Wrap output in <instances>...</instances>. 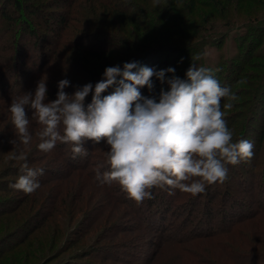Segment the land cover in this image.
<instances>
[{
  "label": "trees",
  "instance_id": "obj_1",
  "mask_svg": "<svg viewBox=\"0 0 264 264\" xmlns=\"http://www.w3.org/2000/svg\"><path fill=\"white\" fill-rule=\"evenodd\" d=\"M46 8L51 9L46 11ZM25 13L41 17L49 34L39 39L37 30ZM239 26L242 32L235 38L236 53L231 59L227 57L229 60L222 64L218 59L210 60L203 56L204 46L211 44L209 39L216 32H227ZM16 31L21 37L34 39L36 47L32 52L44 58L40 64L29 65L28 71L20 61L18 49H8L9 40L5 38L4 47L0 48V83L6 76L5 70H12V62H15L30 74L25 80L28 87L22 93L36 89L37 83L44 79L48 89L46 102L56 99L60 80L70 81L65 92L72 94L77 87L87 83L94 86L103 78L106 67H122L125 62L137 61L156 70L174 67L176 75L183 79L191 57L200 54L197 65L212 69L222 87H230L239 97L232 102L234 106L231 110L225 109V120L234 133L233 142L249 139L253 132L256 135L252 159L258 155L264 139V49L259 47L264 38V0H160L156 7L153 0H1L0 36L7 34L14 39ZM44 39L49 46L39 47L38 41ZM241 79L246 83L239 84ZM154 83L152 93L147 88L141 89V92L158 99L161 87L167 90V85H161L155 79ZM114 87L109 88L110 93ZM18 88L0 92V98L16 99L22 94L17 93ZM91 99L90 93L85 106L91 103ZM227 102L222 100V104ZM29 115L36 118L38 127L37 115ZM60 130L63 134V127ZM64 144L58 142L57 147L62 149ZM67 161L71 162L70 159ZM103 164L105 171H109L106 160ZM243 166V162L238 165L241 170L237 172L238 176L244 172ZM227 167L231 175L237 171L236 166L229 164ZM7 170L8 174H21L17 171L21 169L16 166H7ZM246 170L250 178H233L246 192L247 200L237 197L227 188L217 190L219 185L218 188L224 187L227 181L208 186L205 193L188 197L191 198L189 205L192 209L193 205H198L190 219V226L186 225V219H182L184 215L181 212L172 211V222L167 229L163 228L165 232H170L167 241H178L179 237H182L181 241L188 242L198 236L208 238L207 242L214 246L215 257L207 251V262L204 264H264V200L260 198L264 197V164L255 171L249 163ZM11 183L14 181L2 179L0 190H6L5 186L9 188ZM15 210L12 205L6 209L0 207V226L2 220L15 222L13 229L6 232L0 230V264H47L50 255H39L32 250L33 246L42 250L44 245H32L25 241L29 226L20 225L18 217L23 211L21 208ZM13 235L15 237L11 238ZM10 256L14 258L11 262L8 260ZM33 260H36L35 263Z\"/></svg>",
  "mask_w": 264,
  "mask_h": 264
},
{
  "label": "clouds",
  "instance_id": "obj_2",
  "mask_svg": "<svg viewBox=\"0 0 264 264\" xmlns=\"http://www.w3.org/2000/svg\"><path fill=\"white\" fill-rule=\"evenodd\" d=\"M159 4L160 0H153L154 7ZM200 59V54L191 57L183 79L174 67L156 70L137 61L106 67L94 86L87 83L72 94L65 92L70 81L62 79L56 99L48 102L46 82L41 79L34 93L23 92L11 101L15 139L10 143L18 140L24 146L30 144L26 112L30 107L43 125L36 134L42 152L53 151L60 142L73 145L74 157H83L88 155L86 141L106 142L109 171L101 173L99 169L105 164L97 165L95 180L99 186L116 183L138 205L154 198L153 188L166 190L169 195L177 189L192 196L205 193L208 186L226 182L227 165L250 163L254 144L247 139L233 142L225 109L231 110L239 97L230 87L220 85L212 69L198 66ZM153 78L167 85V90L161 87L158 99L141 92L143 88L154 91ZM114 85L110 94L102 95ZM90 93L91 103L85 108ZM225 99L228 102L222 104ZM12 159L22 161V174L9 187L34 194L41 187L37 177L44 170L30 167L23 153Z\"/></svg>",
  "mask_w": 264,
  "mask_h": 264
},
{
  "label": "rangeland",
  "instance_id": "obj_3",
  "mask_svg": "<svg viewBox=\"0 0 264 264\" xmlns=\"http://www.w3.org/2000/svg\"><path fill=\"white\" fill-rule=\"evenodd\" d=\"M26 16L37 30L39 39L49 34L41 17L28 14ZM241 32L240 26L231 28L227 32L224 30L216 32L217 34L209 39L211 44L204 46L203 56L210 60L218 59L222 61V64L226 63L236 53L235 38ZM14 35V39L7 34L0 36V48L4 47L3 42L7 38L10 45L8 49H18L20 61H23H21L22 65L29 71V65L40 64L44 57L38 56L37 52H32V49L36 47H34V39L21 37L18 31ZM37 45L48 47L49 43L44 39L39 40ZM259 47L264 49V38L263 44ZM30 51L31 54H29ZM26 55L29 56L26 57ZM227 57L229 59H226ZM12 66V70L11 68L5 70L6 76L0 83L2 87L0 92L12 91L19 86L17 90L19 94L28 87L25 80L30 74L22 70L15 62H12ZM220 85H223L222 82ZM110 90L107 89L102 95L110 94ZM31 92L34 93L35 89ZM7 98L3 97V100L0 98V181L5 178L14 183L17 181L22 174L21 170H17L21 174H8L7 166H16L21 169L22 161L12 159L13 155L20 153L26 155L30 167L42 168L44 173L37 177L41 187L31 195L8 188L4 184L6 190H0V207L6 209L12 205L16 210L22 209L23 214L19 215L18 221L22 226H29L25 241L32 245L33 243L44 245L42 250L39 248L36 250L34 246L32 250L39 255H50L51 259L47 264L57 262L59 264H204L205 261L207 262V251L215 257L214 246L207 242L208 238L198 236L192 242H188L181 241L182 237H179L178 241H167L170 232H165L163 228L167 229L172 222L171 213L181 212L184 215L182 219H186V225L190 226V219L198 206L195 204L192 209L189 205L191 198L188 197L192 195L178 189L175 190L174 195H169L166 190L153 188L150 191L152 194L156 193V195L153 194L154 198L146 199L138 205L116 183L111 186H99L95 176L97 165L103 164L106 160L105 153L108 150L106 142L94 144L92 141H86L84 147L88 149V155L83 157L79 155L74 157L73 145L66 143L62 149L56 145L53 151L42 152L38 148L40 141L36 134L39 132L38 129L42 130L43 125L36 126V118L29 115V113L35 114L34 110L29 107L28 110L26 108V112L30 120L29 131L32 134V140L27 146L18 140L13 145L10 141L15 139V128L9 111L11 101ZM238 117L237 122H239ZM62 127L61 125L60 129ZM255 135L253 132L250 133L247 140L253 142ZM262 142L258 155L250 162L255 171L264 164V143ZM247 164L249 163H243L242 171L244 172L240 176L237 174L241 171L238 166H236L235 174L231 175L228 171L226 185L218 188L219 185L217 190L223 191L227 188L237 197L247 200L246 192L242 191L238 180L236 179L235 182L233 178L234 176L250 178L251 175L246 170ZM99 171L106 172L105 167ZM252 177L255 179L254 175ZM260 198L264 200L263 196ZM214 221L215 219L212 223ZM14 223L13 220L9 222L2 220L0 230L9 231L13 229ZM38 225L40 227H37ZM13 237L15 235L11 236ZM8 260L11 262L14 258L10 256ZM35 261L33 260V263Z\"/></svg>",
  "mask_w": 264,
  "mask_h": 264
}]
</instances>
